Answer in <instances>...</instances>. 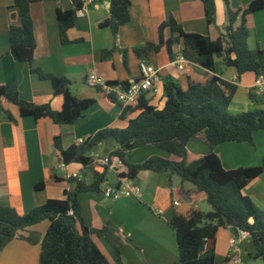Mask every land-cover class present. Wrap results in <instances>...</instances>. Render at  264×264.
Wrapping results in <instances>:
<instances>
[{
    "label": "crops",
    "instance_id": "crops-1",
    "mask_svg": "<svg viewBox=\"0 0 264 264\" xmlns=\"http://www.w3.org/2000/svg\"><path fill=\"white\" fill-rule=\"evenodd\" d=\"M252 1L254 0H230V5L233 9H239ZM130 2L131 20L119 29L117 40L110 27H100L102 22L112 17L111 1L93 0L86 4L82 15L77 14L74 27L68 31V38L72 43L67 45L62 44L60 39L58 9L72 10V0L33 4L31 16L37 48L30 65L17 61L11 54L9 29L13 23L10 15L17 11L8 8L13 5L14 0H0V85L9 91L18 92L28 102L36 105L49 104L53 110H61L63 98L54 94L52 81L42 80L32 73V68H38L46 74L70 80V89L77 98L96 101L76 123L63 126L54 124L49 118L37 120L31 116L23 117L18 106L5 103L3 106L13 117L11 120L0 104V206L13 208L19 215H25L33 208L44 205L49 199H65V191L75 190V184L67 181L74 174L88 184L94 181L96 175L102 174L104 160L111 151L118 148L115 142L103 143L93 151L96 163L91 168L79 164L64 165L55 146V137L60 136L63 148L68 149L101 130L124 129L129 120L137 116L136 113L126 120L121 119L123 107L112 102L99 89L86 84L89 73L96 72L107 81L119 84L138 80L141 77L140 63L144 60L135 55L134 49L149 43L158 44L159 28L170 18L181 24L186 32L207 35L213 40L223 38L224 31L227 32L229 20L225 0H216L217 17L213 26L206 23L202 0ZM247 27L250 32L249 48L264 50V10L250 15ZM170 36V30L166 29L165 40ZM115 45V51L103 58V51L112 50ZM181 51V44L174 45L175 58L172 60L167 47L163 46L159 52L150 53L146 60L159 75L158 92L146 94L147 99L160 110L165 107L166 102V78H173L183 89H187L190 80L204 83L211 74L200 65L190 62L181 69L176 62ZM215 75L238 86L229 107L230 112L238 114L257 108L264 109V105L254 104L249 97V89H253L255 85V74L246 73L238 77L237 70L226 66L220 57L215 59ZM253 137V145L225 143L216 148L215 153L226 170L256 167L264 163V131L255 132ZM139 150L143 152L138 163L153 156L176 159L152 145L133 151L131 157ZM188 150L194 156L211 153L210 147L202 139H192ZM110 171L117 175L116 182L110 186H116L120 182L119 174L125 173L126 168L116 167V170ZM134 181L142 189L140 198L107 199L102 190L82 193L79 200L84 224L90 229L110 226L117 231L121 238L120 258L108 239L93 236L94 242L111 264H179L176 234L169 222L175 214L211 211V206L205 204L206 195L198 192L193 184H182L177 175L168 173L142 171ZM40 183H44L45 188L37 191L35 186ZM107 184H110L108 175L102 189ZM243 193L263 210L264 173L251 181ZM176 202L179 205H175ZM48 227L49 222L44 221L30 229L44 236ZM232 237L230 228L219 230L215 264H234L229 256V241ZM245 242L241 245L242 249ZM40 253V245L14 239L0 253V264H40ZM243 255L244 260L247 259L246 250Z\"/></svg>",
    "mask_w": 264,
    "mask_h": 264
},
{
    "label": "trees",
    "instance_id": "trees-1",
    "mask_svg": "<svg viewBox=\"0 0 264 264\" xmlns=\"http://www.w3.org/2000/svg\"><path fill=\"white\" fill-rule=\"evenodd\" d=\"M46 1L61 0H14L13 5L8 8L17 11L10 15L13 24L9 29L11 54L17 61L32 65L37 41L31 6ZM110 1L112 17L102 22L100 27H110L117 40L119 29L131 20V2ZM72 2V10L58 9L59 33L64 45L72 43L68 38V31L74 27L77 14L84 6V0ZM202 2L207 25H215L216 0ZM225 2L229 24L226 28L228 34L223 38L213 40L207 35L186 32L181 24L170 18L159 28L158 44L149 43L134 49L135 55L146 61L150 53L159 52L166 46L173 60V46L181 44V54L190 63L198 64L211 72L206 82L190 80L188 88L183 89L178 81L168 77L164 84L166 102L163 109L151 105L147 95H143L136 107L123 108L121 119L126 120L137 113L124 129L101 130L68 149L63 148L60 136L55 137V146L64 165L79 164L91 168L96 163L92 153L101 144L115 142L118 148L109 153V164L104 165L102 174L96 175L91 184L76 177L69 178L67 181L76 187L73 191H65V199H49L44 205L33 208L25 215H19L13 208L0 206V253L12 240L20 239L31 245H40V264H111L94 242L93 236L96 235L108 239L120 258L121 238L117 231L110 226L102 229L88 228L82 218L79 200L84 192L102 190L110 164L118 158L126 168L125 173L119 174L121 179L136 180L142 171L168 173L177 175L182 184H193L198 192L206 195L211 211L175 214L169 222L176 234L179 264H215V246L221 228H230L233 236L239 230L249 232L254 247V252L249 257L264 261V209H259L243 193L251 181L264 173V163L256 167L226 170L215 153L216 148L225 143L253 145L254 133L264 131V109L231 114L229 107L238 86L215 75V59L220 57L226 66L237 70L238 77L246 73L255 74V77L264 74V50L249 48L250 32L247 27V18L264 10V0H254L239 9H233L230 0ZM166 29L171 33L167 40L164 37ZM115 49L116 45L112 50H104L103 58L111 55ZM31 71L42 80L52 81L54 94L63 98L62 109L55 111L49 104L36 105L28 102L18 92L9 91L0 85V104L11 120L12 115L3 106L5 103L18 106L23 117L31 116L37 120L49 118L60 126L76 123L85 111L95 105L96 101L93 99L77 98L72 93L71 82L67 78L54 77L38 68H32ZM110 83L127 87L130 82ZM249 97L254 104L264 105V95H257L254 89H249ZM108 98L117 102L113 96ZM192 139H202L210 147L211 153L205 156L192 155L188 150ZM149 145L176 159L153 156L142 163H133L131 153ZM44 188V183L35 186L37 191ZM44 221L49 222L44 236L30 229Z\"/></svg>",
    "mask_w": 264,
    "mask_h": 264
},
{
    "label": "built area",
    "instance_id": "built-area-1",
    "mask_svg": "<svg viewBox=\"0 0 264 264\" xmlns=\"http://www.w3.org/2000/svg\"><path fill=\"white\" fill-rule=\"evenodd\" d=\"M92 1L93 0H84V6L82 10L78 12V14L82 15L86 4L89 2L91 3ZM176 62L179 64L181 69H184V65L189 61L184 57L183 54L180 53L176 59ZM140 72L141 77L136 81L130 82L127 87L111 84L106 79L98 76L96 72H91L87 75L86 84L91 88H97L101 90V92L107 97L113 96L123 108L136 107L143 95L149 94L151 92H158V71L150 66L148 62L141 61ZM253 89L255 90V93L257 95H264V74L256 77ZM104 163L105 165H108L109 159L106 158L104 160ZM116 167H123L122 161L118 158H115L113 163L110 164V169L116 170ZM73 177H78V175L74 174ZM102 191L105 198L112 200L131 197L140 198L142 195L141 187L137 183H135L134 180L128 178H120V182L118 185L106 186L102 189ZM175 205H179V203L176 202ZM249 239V232L244 230H239L238 234L230 239L229 256L232 258L234 264H245L241 245L244 241H247Z\"/></svg>",
    "mask_w": 264,
    "mask_h": 264
},
{
    "label": "rangeland",
    "instance_id": "rangeland-1",
    "mask_svg": "<svg viewBox=\"0 0 264 264\" xmlns=\"http://www.w3.org/2000/svg\"><path fill=\"white\" fill-rule=\"evenodd\" d=\"M237 100H241V99H237ZM230 112V110H229ZM231 114H235L234 112H230ZM141 152H143V150H139V151H136V153H134L131 157V161L133 163H138L140 162L139 160L141 159ZM115 164V163H114ZM117 180V175L115 174V172L113 171H110L109 174H108V181L110 184H107L106 186H110V185H114V183L116 182ZM105 186V187H106ZM205 204H208L207 202ZM244 249V250H243ZM243 251L247 252V259H245V264H264V261L261 260V259H253V258H250L248 254H250V252L252 253V251H254V247H253V244L250 242V241H246L244 246H243ZM249 258V259H248ZM251 259V260H250Z\"/></svg>",
    "mask_w": 264,
    "mask_h": 264
},
{
    "label": "water",
    "instance_id": "water-1",
    "mask_svg": "<svg viewBox=\"0 0 264 264\" xmlns=\"http://www.w3.org/2000/svg\"><path fill=\"white\" fill-rule=\"evenodd\" d=\"M224 34L227 35V32L224 31ZM226 40L230 41L229 37H226Z\"/></svg>",
    "mask_w": 264,
    "mask_h": 264
}]
</instances>
